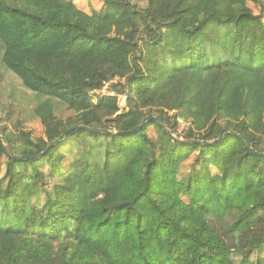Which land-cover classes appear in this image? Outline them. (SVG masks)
<instances>
[{
    "label": "trees",
    "instance_id": "16d2710c",
    "mask_svg": "<svg viewBox=\"0 0 264 264\" xmlns=\"http://www.w3.org/2000/svg\"><path fill=\"white\" fill-rule=\"evenodd\" d=\"M138 4L103 0L88 14L0 0V65L39 99L45 128L42 139L0 129V264H264V0ZM115 79L122 107L92 95ZM54 101L72 115L60 120ZM58 140L23 162L6 147L37 156Z\"/></svg>",
    "mask_w": 264,
    "mask_h": 264
},
{
    "label": "rangeland",
    "instance_id": "374dc122",
    "mask_svg": "<svg viewBox=\"0 0 264 264\" xmlns=\"http://www.w3.org/2000/svg\"><path fill=\"white\" fill-rule=\"evenodd\" d=\"M63 3H73L79 9L84 12L91 14L95 10H101L103 7V0H58ZM138 6L141 8L146 7V0H138ZM250 8L254 11L255 14L261 13V8L256 3H249ZM258 54L262 55V46L257 47ZM123 81L119 79L118 84H122ZM117 85V84H116ZM96 101V99H94ZM123 106L126 105V101H122ZM39 103V99L36 98L33 94L24 90L21 86V83L18 79L3 69L0 65V129L7 128L9 130H14L15 127L20 124L21 127L31 133L33 139H42L45 138V128L39 118L34 115L32 108ZM120 103V101H119ZM54 111L55 115L59 117L60 120H66L72 114L68 111V108L65 104L54 101ZM186 127L185 123L180 124V130H184ZM152 135L154 132L152 130ZM233 148V149H232ZM229 155H234L237 151L235 146H231L226 149ZM227 155V154H226ZM77 153L74 150L72 153L63 152L62 161L65 164V167H70L71 164H74L77 159ZM60 160V157H57ZM7 161L6 156L0 158V172L3 174L5 172L4 164ZM191 161V160H190ZM191 162H187L182 167V175H185L188 171V167ZM213 170L217 169V164H213ZM48 167L44 168L46 172ZM43 200L40 198L38 203H42ZM202 209L206 212L208 211V205H202ZM253 236V231L247 229L243 232L237 233L235 235L236 246L238 249H244L247 247V243L251 240ZM50 248V245L46 242L37 243L35 249L39 253H46ZM92 253L91 248H85L83 250L84 256H89Z\"/></svg>",
    "mask_w": 264,
    "mask_h": 264
},
{
    "label": "water",
    "instance_id": "95a60500",
    "mask_svg": "<svg viewBox=\"0 0 264 264\" xmlns=\"http://www.w3.org/2000/svg\"><path fill=\"white\" fill-rule=\"evenodd\" d=\"M152 120H157V121H158V119L155 118V117H153V116L146 117V118L143 120L142 125L136 127V128L133 129L130 133H135V132L139 131V130H140V129H141V128L147 123V122L152 121ZM84 128H85V127H83V126H76V127H72V128H70V129L66 130L65 133H64V139L67 138L68 135H69L70 133H72V132H74V131H78V130L84 129ZM89 131H91V132H99V133H102V132H104V133H109V131H103V130H99V129H89ZM225 132H226V131H223V132L221 133L220 137H219L216 141H213L212 144H215V143L221 141V139L223 138ZM0 138H1V139H4V137H2L1 135H0ZM239 138L245 140V141L248 143L249 147H250V141H249L247 138H244V137H242V136H239ZM59 142H60V140L55 141V142L53 143V145H51L50 147H48L44 152H42L41 154H39V155H37V156H30V155H26V156H17V155L14 153L13 149L11 148V146H10L9 144H7L6 147H7L8 151H9L11 157H12L15 161L23 162V161H26V160H28L29 158H32V157H33V158H36V159H40V158H42V157H43V156H44V155L50 150V148H51L52 146L57 145ZM180 142H182V143H187L186 141H183V140H180ZM189 143H200V144H205V142H196V141H190ZM251 152H252L253 154L256 153L255 150H253L252 148H251ZM259 155H263V156H264V154H259Z\"/></svg>",
    "mask_w": 264,
    "mask_h": 264
},
{
    "label": "built area",
    "instance_id": "2783aa9c",
    "mask_svg": "<svg viewBox=\"0 0 264 264\" xmlns=\"http://www.w3.org/2000/svg\"><path fill=\"white\" fill-rule=\"evenodd\" d=\"M118 82H119V79H115L113 81L107 82L104 84V86L101 89L93 91L92 95H94L95 98H96V96L116 97L118 99V101H120L119 104L122 107L123 106L122 101H126V97L124 95H119L115 90H113V86L118 84Z\"/></svg>",
    "mask_w": 264,
    "mask_h": 264
}]
</instances>
